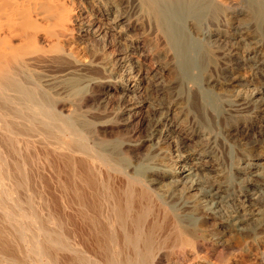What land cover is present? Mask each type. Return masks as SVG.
<instances>
[{
	"label": "bare ground",
	"instance_id": "1",
	"mask_svg": "<svg viewBox=\"0 0 264 264\" xmlns=\"http://www.w3.org/2000/svg\"><path fill=\"white\" fill-rule=\"evenodd\" d=\"M76 1L88 6L93 19L81 20ZM76 24L83 28L86 40L106 34L145 56L150 47L155 50L161 45L159 61L169 60V69L160 65L152 72H133L124 66L126 80L114 87L109 79L85 75L92 64L77 62L67 49ZM133 35H139L149 50L129 44ZM226 61L235 66L222 69ZM55 63L67 66L46 72ZM95 84L120 91L123 99L145 89L148 100L127 102L121 125L125 128L137 120L152 125L154 145L147 162L131 165L121 150L123 144L96 136L98 128L108 123L93 121L78 102ZM168 92L176 100L168 101ZM246 112L260 113L264 119V0H0V143L10 144L11 148L6 146L19 156L14 146L18 135L54 139L52 152L64 164V168L53 166L61 183L58 210L42 201L51 228H44L47 244H35L51 264L79 263L77 253H90L86 258L92 262L100 256L106 264H155L160 253L153 249L152 234L159 223L157 217L147 223L154 213L151 197L164 205L162 220L171 218L167 221L174 227L179 250L193 257L204 249L207 236H211L212 254L217 248L225 251L245 245L252 250L264 245V142L244 150L229 146L224 154L217 150L225 142L215 129L225 116ZM238 132L246 137L264 133V127L254 131L243 126ZM158 134L165 136L168 149L156 141ZM76 155L81 162L77 163ZM157 156H170L169 165L151 166L150 159ZM89 160L106 170L92 167ZM3 162L0 159V169L3 175L8 173L4 177L12 188L25 189L21 181L26 179V164L16 162L9 172ZM63 175L77 182L63 181ZM10 203L23 208L22 201ZM35 214L30 209L22 217L36 223ZM80 221L87 223V232ZM8 237L1 229L0 252L6 255L14 248Z\"/></svg>",
	"mask_w": 264,
	"mask_h": 264
},
{
	"label": "rangeland",
	"instance_id": "2",
	"mask_svg": "<svg viewBox=\"0 0 264 264\" xmlns=\"http://www.w3.org/2000/svg\"><path fill=\"white\" fill-rule=\"evenodd\" d=\"M78 2L76 1L75 6L77 8L78 14L80 16H82L81 20L83 19V21H85V20L89 21L90 19H93L90 16V10H89L88 6L82 1L81 2L78 1ZM83 21H82V23H83ZM76 25H74V27H72V29H71V35H70L71 37H70L69 43H68L69 48H67V49H68V51H72L74 53V55H75L74 60H77V62L80 61L79 63H82V64L84 63L85 65L86 64H92V67H90V68L88 67L89 69H87L84 72L85 75H86V73H88L87 74L88 76L95 77L97 79H102V78L109 79L110 84L114 87V86L119 85L120 83H122L126 80V77L123 74V69H124L123 67L124 66H127L128 70L130 71V69H131V71H133V72L134 71L137 72L139 70H141V71L144 70L146 72H152V71H155L156 69H158V66H160V65L162 67H166L167 69H169V66H170L169 60L163 58L162 61H159L160 58H162V56L159 55V54H162L160 52V51H162L161 45H159L158 49H155V50H153L150 47V50H152V51H150L149 54L145 53L146 54V56H145L141 52L128 50L127 49L128 46L126 47L125 45L117 44L116 42H114V39H112L113 37L111 38V36L106 35V34H102L99 39L92 37L93 39L90 38L91 40L90 39L86 40L88 38H85V36H87V35L85 32L83 33V28H81L78 24H76ZM209 27L213 28V26H209ZM137 36H138V38H137ZM131 39H132L131 41H133V42L130 41V42H128L129 44H131L133 46H141L143 49L149 50V49H147V47L144 44V42L142 41V39H140L139 35H136L135 37L133 35L131 37ZM71 45H72V47H71ZM123 48H124V50H123ZM158 52H159V54H158ZM89 54H90V56H89ZM94 60H95V62H94ZM162 63H164V64L162 65ZM60 64L61 63H55V64H51V66L49 65V67L47 66L46 72L49 73V72H53L54 70L55 71H61L63 68H65L67 66L66 63H62V65H60ZM226 65L228 66V68L231 66H235V62L226 61L225 65L222 64V69L224 68L226 70L227 69ZM91 68H93V69H91ZM168 77L165 79L166 84L169 82V79H170V77L169 78ZM92 86H93V88L92 87H90V89L88 88V94L84 93V94H81L79 96L78 102H80L81 111L82 112L84 111L85 114H87L88 117H90L93 121H95L97 123H99V122L108 123L106 128H102V129H101V127L98 128V130L96 131L97 132L96 136L99 139L113 140L116 142L118 141L117 143L119 144V146L123 144L121 146V147H123V149H121V150L123 152V155L126 158H128L127 160L129 161V163H131V165L135 166V164L138 165V164L147 162L148 161V160L146 161V159H148L147 155L153 149V147L151 148V146L154 145V143H152V141L150 140L152 137L151 136L152 135V132H151L152 125H148V126L143 125L138 120L136 122H134L133 125L126 126L125 128L122 127V125H121V122H123L122 110L126 107L125 104H128L129 102H134V101H141L143 99H144L143 101L148 100L149 96L148 97L146 96L147 93H146L145 89H142L141 93L137 94L136 96L133 95V93H128V96L124 97V99H125L124 100L121 97L122 96L121 92L118 90H115L113 92L110 89L111 88L110 86L109 87L104 86V85L102 86L100 84H98V86H97V84H95V86L94 85H92ZM111 91L113 93H111ZM151 94H152V97H154V98H161V96H159L157 92H155V93L151 92ZM165 94H166L168 101H172L173 99L176 100V96L171 95V92H168ZM131 99H132V101H131ZM133 99H135V100H133ZM68 106L69 105L67 104V107ZM68 108H70V106ZM68 108H66L64 110L65 114L70 112V109L68 110ZM67 110H68V112H67ZM162 115H163L162 116L163 118L167 117V111L165 110ZM225 117H226V118H224L225 122L224 123L221 122L220 128L215 129L216 131L219 130V133H221V135H223V137H224L225 143L221 142V143H219V145H217V150L220 151V153L224 154V152L226 150H228L229 146H235L236 148H239L240 150H244V149H248V148L251 149L252 147L259 146V145L263 144L264 133H261V134L252 133V134H250V136L244 137L243 135H240L238 132V129L242 128L243 126H248V128H250V130H254V131H255V128H257V127H264V119L260 113H257V112L233 113V114L227 115ZM224 120L222 119V121H224ZM164 121H163V123H165L166 125L169 123L166 120H164ZM159 135L160 134H158V136L156 135L158 138L156 141H159L162 144V147L164 146L163 147L164 149H166V148L168 149L169 144H167V142L164 138L165 136L164 135L159 136ZM40 138H41V135H39V136L36 135V137H33V136L32 137L31 136L30 137L29 136L24 137L22 135H18L14 139V146L17 147L16 148L17 150L19 149V151L21 153V155H19V156L14 154L11 151L12 149H9V148H11L10 144L7 145V144H5V142H4V144L0 143V155H1L0 159H2V162H3V159L5 160L3 163L6 162V164L8 165L7 168L9 170V172L13 171L12 166H14V164L16 162L17 163L19 162V164H21L22 166H24L26 164L25 165V169H26L25 170L26 171L25 177H26V179H25V181L24 180L21 181V183H24L26 185V186L24 185L25 189H24V187L23 188L21 187L20 189H13L9 179L5 178V177H8V173H7V176L3 175L2 174L3 169H0V190H1V192H0V230L2 229V230H5L7 232L8 236H9L8 238L11 240V243L13 244V247H14L11 254L9 253L6 255V254H2L0 252V264H51L49 262V259L47 256L42 255L41 252H39L40 254L38 253V249H37L36 245H38V244L44 245L45 243L47 244L48 237L45 234L44 228H46V227L50 228V226H48L49 223L43 214L44 213V209H43L44 206L42 204V201H44V202L46 201L49 206L53 207L51 209H53L54 212H56V210H58V208H59L58 205L60 203V194H61V186L60 185H61V183L59 181L58 175L54 172L55 171L54 167L56 166V167L64 168V166H62L64 164H62L60 160H57V157H56V154L54 153V150L52 152V149H53L52 145L55 143L54 142L55 140L54 139H45L43 137L40 140ZM155 139H156V137H155ZM29 140H31V141H29ZM41 142H43V143H41ZM142 143H143V145L141 146L140 144H142ZM1 144H2L3 149L1 148ZM126 144L127 145L130 144V147H126L125 146ZM164 144H166V145H164ZM3 145H4V147H3ZM124 147L127 148L126 151L124 150ZM132 147H134V148H132ZM4 148H6V150ZM7 150H9V151H7ZM50 153H51V156H50ZM52 154L54 157L52 156ZM80 158L81 157L79 155L75 156V160L77 161V163H79V160L81 162ZM169 158H170V156L166 157L164 159L162 157H159V156L153 157L150 159L151 160L150 165L155 167V168H160V167L165 168L166 163L169 162L168 161ZM28 160H30V161H28ZM24 161H26L27 163ZM59 161H60V163H59ZM89 163L92 167L99 168L101 170L104 169L103 171L106 170V167H104V165H101L100 163H98L94 160H89ZM155 164H157V165H155ZM168 165H169V163H168ZM0 168H1V166H0ZM61 179L63 181H66V182L69 181V183H73V184L77 182L76 181L77 179H74V181H75L74 182V181H71L68 178H66L64 175L62 176ZM120 181H122V180H120ZM56 187H58V188H56ZM154 189H156V188H154ZM14 191H16V192H14ZM2 193H3V195H2ZM66 196L67 197L69 196L68 198L71 197V195L69 193ZM28 198H30V199H28ZM14 199H16L18 202L22 201L21 205L23 204L24 209L22 208L21 205H20L21 207H18V208L15 207L13 204L11 205L10 202H12ZM57 199H58L59 203H57ZM156 203H158V204H156ZM27 204H29L30 206ZM56 204H58V205H56ZM149 204H152V205H150L152 207L151 213L153 210H154V213L150 214L148 216L149 220L147 219V223L148 224L152 223L154 221L153 219H156L155 217L158 218V219H156L157 220L156 223H159L158 230L156 228L154 230L155 232H153V234H152V237L154 239L153 243H154V245H156V247L153 249H155V250L157 249L158 253H160V258L158 259V261L154 262L155 264H264V245L259 246L258 248L256 247L257 250H255L256 248L252 249L253 251L248 250L247 246H245V245H244L245 247L243 245H241V246L237 247L238 249L235 248L234 250H225V251L220 250L221 248H217V249H215L214 254H212V252H211L212 251L211 250L212 242L208 240L209 237L211 238V236H207V238L204 240L205 241V247H208V248L206 249L204 247V249H203L204 251L202 249L198 250L197 255H196L197 257H195V256L193 257V256L189 255L188 253H185L182 250H179L180 247H179L178 243L177 242L175 243L176 236H175V232L173 230L174 227L171 225V223H169V222H172V221H170L171 218L169 216L167 217V218H169L168 219L169 222L167 221V218L162 220L163 214H164V208H163L164 205H161L160 202H158V200L155 197L150 198ZM102 207H103V205H102ZM33 208H35V209H33ZM15 209H16V211H15ZM30 209L32 210L33 213L37 214V215L36 214L35 215L38 216V218H39L38 222L35 223L29 219H25L22 217L23 213L27 212V210L29 212ZM70 209H69L70 210L69 212L70 213L72 212L71 214L74 216L75 215L74 208L71 207ZM103 210H105V209H103ZM161 210H162V212H161ZM158 211H159V213H157ZM9 213H11V214H9ZM104 213H105V211H104ZM156 213L159 214V216ZM71 214H69V215H71ZM160 214H162V216ZM43 217H45V218H43ZM150 217H154V218L151 220ZM72 218H74V217H72ZM103 218H104V220H103ZM101 219L106 222V220H105L106 218L104 216ZM78 224H79L80 228L83 227V225H84V227L81 229L85 230L84 232H87V229H86L87 227H85V226H87L86 225L87 223L83 224L80 221ZM6 226H7V228H6ZM170 226L173 228H171ZM16 228H18V229H16ZM207 228L208 227L204 226V229H207ZM159 230H160V232H159ZM11 231H13V232H11ZM164 231H165V233H164ZM36 233H37V235H36ZM20 234L23 236H21ZM165 239H166V241H165ZM172 239H174V241H172ZM170 240H171V242H170ZM41 241H43V242L41 243ZM154 245H153V247H154ZM159 246H160V248H159ZM15 247H16V249H15ZM110 250H111L110 253H113L114 255H116L115 250L113 248H110ZM155 250H153V253H157L156 252L157 250L156 251ZM159 250H160V252H159ZM36 251H37V253H36ZM205 251H208L209 253L205 252ZM248 252L250 253V255L248 254ZM253 253H254V255L256 254L257 256H254ZM82 254L83 253H81L79 255H78V253L75 254V258L77 260H79V263H76V264H85V263H87V264H92V263L93 264L94 263L95 264H106V263H104L103 259L100 260L101 259L100 256H97L98 259L100 257L99 260L96 258L95 259L96 261L92 262L93 259L86 258V255L88 257V255H90V253L89 254L85 253V255L83 254L84 256ZM181 254H183V255H181ZM81 255L83 256V258H81ZM199 256L206 258L207 261H204L205 263L202 262L200 260L202 258L201 257L199 258ZM93 257L94 256L92 255V258ZM68 260H71V259L68 258ZM81 262H83V263H81ZM69 263L75 264L74 262H71V261ZM151 264H153V263H151Z\"/></svg>",
	"mask_w": 264,
	"mask_h": 264
}]
</instances>
